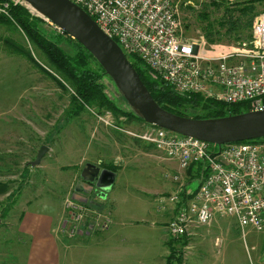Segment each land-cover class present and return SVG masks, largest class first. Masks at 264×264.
Wrapping results in <instances>:
<instances>
[{
  "label": "rangeland",
  "instance_id": "374dc122",
  "mask_svg": "<svg viewBox=\"0 0 264 264\" xmlns=\"http://www.w3.org/2000/svg\"><path fill=\"white\" fill-rule=\"evenodd\" d=\"M172 1L178 9L184 35L190 39L197 42L203 39L208 46H238L250 40L246 36L251 35V28L245 25L250 15L240 17L238 9L256 0ZM253 5L256 12L254 20L264 13V0H258ZM2 9L0 13H3ZM27 9L42 19L40 31L45 37L54 42L57 41L56 35L63 37L62 30L50 21L51 24L47 23L31 7ZM231 22H238L235 29L230 30ZM207 34H210L212 42L207 40ZM59 46L73 54L71 45L66 41L62 40ZM29 57L34 61H30ZM108 79H104L103 83L109 99L140 119H130L95 105L86 106L81 113L73 115V89L69 82L55 71L20 28L0 22V189H6L5 193L0 192V232L2 235L6 233L1 228L5 211L17 201L21 204L30 202L29 208L58 207L61 204L65 218L64 205L72 196L73 183L78 180V174L86 163L97 164L107 170H110L108 166L114 167L118 171L119 165L132 159L126 168H122L117 184L106 192L105 198L91 195L89 200L95 199L96 203L107 208L110 206L108 202H112L107 200V196L113 192L116 221L143 225L136 230L137 243L132 244L136 247L131 248L139 255L127 262L161 264L164 261L163 250L168 247L163 248L159 242L170 236L163 228H158V232L149 230L151 222L157 220V214L153 212L157 203L152 196L164 189V183L166 193L169 185L172 192L180 183L185 185L183 190L193 191L199 181L188 182V173L186 176L180 173L178 183L170 180L169 175L177 173L176 163L130 134L137 135L147 130V126ZM57 80L65 89L59 86ZM42 147H46V151L36 163ZM216 148L213 145L212 150ZM152 158L165 162V175L160 164ZM122 191H131L133 196ZM165 193L163 195H167ZM216 237L217 264H256L250 244L242 242L240 245L234 243L235 256L233 263H229L225 256L228 235L217 229L212 232L211 238L214 241ZM0 243L4 247L0 264H23L22 244L15 242L11 235ZM176 248L183 251L180 244ZM185 252L183 264H194L196 257H203L204 261V248L192 247Z\"/></svg>",
  "mask_w": 264,
  "mask_h": 264
},
{
  "label": "built area",
  "instance_id": "2783aa9c",
  "mask_svg": "<svg viewBox=\"0 0 264 264\" xmlns=\"http://www.w3.org/2000/svg\"><path fill=\"white\" fill-rule=\"evenodd\" d=\"M69 1L86 12L126 57H138L175 91L201 94L226 105L246 102L252 112L264 109V13L253 20L247 43L208 46L203 39L197 42L184 35L172 0ZM13 2L28 8L22 0ZM145 126L147 130L130 134L176 160L181 171L198 163H205L207 170L194 191L183 190L180 183L171 193L156 197L158 207H174L167 223L170 238L187 237L193 227L209 225L216 215L235 218L242 230L263 229L264 140L216 145L212 150L214 144ZM169 178L178 183L180 175ZM64 206L63 223L70 235L90 228L92 221L101 229L109 224L106 217L95 221L100 212L89 202L70 197Z\"/></svg>",
  "mask_w": 264,
  "mask_h": 264
},
{
  "label": "crops",
  "instance_id": "0c3cea01",
  "mask_svg": "<svg viewBox=\"0 0 264 264\" xmlns=\"http://www.w3.org/2000/svg\"><path fill=\"white\" fill-rule=\"evenodd\" d=\"M165 158L167 157L165 156ZM152 159L157 161L156 158ZM131 160L129 159L128 163ZM169 160L176 163L177 173L186 176L187 171H181L176 160ZM128 163L119 165V170L114 171L115 176L111 184V190L117 184L119 176L123 172L122 168H126ZM158 163L165 175V162L160 161ZM170 175H173V173ZM72 181H74V178ZM75 183L76 180L73 186ZM162 185H164V189L153 194L152 198L154 197V200L158 195L165 193V183ZM175 186L173 185V188ZM170 189L169 185L167 192L171 193ZM122 192L125 195L133 196L131 191ZM167 192L165 194H168ZM110 195L113 197L111 198ZM113 198V192L108 194L107 200H112V202H108L110 206L107 208L96 203L95 199L89 202L100 212V218L95 219V221L99 223L100 219L108 218L109 224L105 229H101L92 221L90 228L82 227L79 233L72 235L69 234L68 230H65L66 227L62 222L64 216L61 204L58 207L51 205L42 208H29L30 202L21 204L20 201H17L5 214V220L1 228L6 230V233L2 235L3 233L0 232V240L2 242L7 236L11 235L15 242L23 245V264H129L128 260L137 259L139 255L131 248L136 247L132 246V244L137 243L136 230L143 225L129 223L130 227H128L129 224L116 221L114 206L112 205L115 203ZM108 203L107 205H109ZM173 210V206L160 208L156 205L153 212H156L157 220L151 222L149 230L158 232V228H163L168 232L167 223ZM217 229L228 235L225 256L229 263H233L234 260L236 251L234 243L237 242L240 245V242H242V244H250V250L256 264H264V226L261 231H255L252 228L242 230L238 227L236 219L230 216L216 215L209 225L193 227L187 236L188 243L183 247V255L186 254L185 251L190 250L192 247L204 248V261L203 257H196L194 264H217L219 259L214 249V246L217 245V237L214 241L211 238L212 232ZM169 240L170 237L166 240L163 238L159 243H162L163 248H165V246L168 247ZM3 254L4 247L0 243V255ZM163 255L164 261L161 264H165L166 257L169 255V248L163 250Z\"/></svg>",
  "mask_w": 264,
  "mask_h": 264
},
{
  "label": "water",
  "instance_id": "95a60500",
  "mask_svg": "<svg viewBox=\"0 0 264 264\" xmlns=\"http://www.w3.org/2000/svg\"><path fill=\"white\" fill-rule=\"evenodd\" d=\"M22 1L81 44L146 124L217 146L264 138V109L215 119H194L168 112L152 98L118 44L107 37L80 7L69 0ZM45 151L46 147H42L36 163ZM114 176L113 171L100 170L96 165L86 163L74 185L71 198L86 204L88 199L82 194L93 190L98 191L97 198H105Z\"/></svg>",
  "mask_w": 264,
  "mask_h": 264
},
{
  "label": "trees",
  "instance_id": "16d2710c",
  "mask_svg": "<svg viewBox=\"0 0 264 264\" xmlns=\"http://www.w3.org/2000/svg\"><path fill=\"white\" fill-rule=\"evenodd\" d=\"M256 1H250L248 5L243 4L238 9L240 17L250 15L245 24L249 29L256 15L253 5ZM5 4H7L8 7L5 9L4 13H0V22L8 25H15L20 28L29 42L44 55L47 62L55 71L69 82L73 89V102L71 104L73 115L81 113L86 106L95 105L99 108L120 113L130 119H140L131 111L120 109L109 99L105 92L106 86L103 83L104 79L109 80L108 76L93 56L86 51L81 44L63 31H60L63 37L56 35L57 41L54 42L41 33L40 24L43 22L41 18L31 14L26 7L14 4L13 0H0V8H3ZM237 24L238 22H231L230 30L235 29ZM237 35L241 38L239 33H237ZM65 37L67 39H65ZM206 37L209 42H212L210 34H207ZM246 37L249 38L251 36L249 35ZM62 40L71 45L73 54L66 52L59 46ZM127 59L138 73L142 83L155 102L168 112L194 119H215L249 111V104L246 102L226 105L222 101L215 100L214 98H207L201 94H181L165 85L164 82L146 67L138 57L127 56ZM29 60L32 62L34 61L31 57H29ZM57 82L62 89H65L61 81L57 80ZM257 140H264V138ZM107 168L110 169V171H115L114 167L108 166ZM186 173L190 175V181L188 182L194 180L200 182L207 174L205 163L192 165ZM0 192L5 193L6 189H0ZM182 193L184 195V192ZM5 212L7 213L8 209ZM187 243V237L169 240V255L166 257L165 264H183V251L177 249L176 245L180 244L181 247H185Z\"/></svg>",
  "mask_w": 264,
  "mask_h": 264
},
{
  "label": "flooded vegetation",
  "instance_id": "af4514ba",
  "mask_svg": "<svg viewBox=\"0 0 264 264\" xmlns=\"http://www.w3.org/2000/svg\"><path fill=\"white\" fill-rule=\"evenodd\" d=\"M84 166H85V165H84ZM96 166L99 167L100 170H103V169H104V168L100 167V166L97 165V164H96ZM83 168H84V167H83ZM83 168H82V169H83ZM81 171H82V170H81ZM80 173H81V172H80ZM79 175H80V174H79ZM76 182H77V181H76ZM97 194H98V191H97V190H93L91 193H84V194H82V195L85 196V197L88 199V202H90V200H89L90 198H89V197H90L91 195H94L95 197H97Z\"/></svg>",
  "mask_w": 264,
  "mask_h": 264
},
{
  "label": "bare ground",
  "instance_id": "6f19581e",
  "mask_svg": "<svg viewBox=\"0 0 264 264\" xmlns=\"http://www.w3.org/2000/svg\"><path fill=\"white\" fill-rule=\"evenodd\" d=\"M25 6H27L30 9V7L28 5L25 4Z\"/></svg>",
  "mask_w": 264,
  "mask_h": 264
}]
</instances>
